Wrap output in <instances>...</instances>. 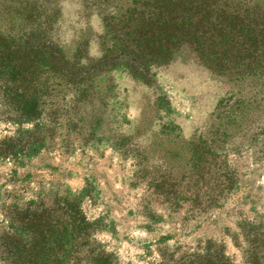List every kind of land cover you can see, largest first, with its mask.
Listing matches in <instances>:
<instances>
[{
  "label": "rangeland",
  "instance_id": "1",
  "mask_svg": "<svg viewBox=\"0 0 264 264\" xmlns=\"http://www.w3.org/2000/svg\"><path fill=\"white\" fill-rule=\"evenodd\" d=\"M136 1L53 0L54 38L70 54L88 39L100 56L103 17L131 15ZM150 73L107 66L92 103L67 106V91L32 122L11 120L0 96V141H44L0 154V237L31 231L19 209L75 197L91 245L116 264H251L264 233V78L220 75L191 57Z\"/></svg>",
  "mask_w": 264,
  "mask_h": 264
},
{
  "label": "trees",
  "instance_id": "2",
  "mask_svg": "<svg viewBox=\"0 0 264 264\" xmlns=\"http://www.w3.org/2000/svg\"><path fill=\"white\" fill-rule=\"evenodd\" d=\"M141 1L131 6V15L125 12L117 21L115 14L103 17L102 54L92 56L88 39L79 41L70 54L54 38L62 10L51 7L53 0H4L0 8V96L8 117L32 122L44 116L48 105L65 101L67 91L72 92L67 106L90 104L100 85V73L122 62L149 81L155 77L150 73L152 66L180 57H191L220 75L264 78V0H251L245 8L238 7L243 0H148L146 7ZM100 128L99 121L92 132L99 133ZM40 139L5 136L0 154L27 148L35 152L44 145ZM79 203L73 197L65 198L62 207L56 204L49 209L34 203L19 209L31 231L25 237H0L3 264H116L113 255L91 245L92 223ZM263 234L256 235L251 264H264V247L258 243Z\"/></svg>",
  "mask_w": 264,
  "mask_h": 264
}]
</instances>
